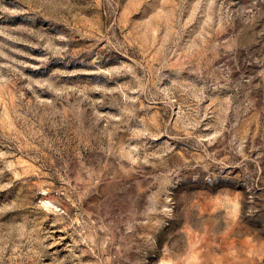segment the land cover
I'll return each instance as SVG.
<instances>
[{
    "label": "rangeland",
    "instance_id": "374dc122",
    "mask_svg": "<svg viewBox=\"0 0 264 264\" xmlns=\"http://www.w3.org/2000/svg\"><path fill=\"white\" fill-rule=\"evenodd\" d=\"M0 264H264V0H0Z\"/></svg>",
    "mask_w": 264,
    "mask_h": 264
}]
</instances>
